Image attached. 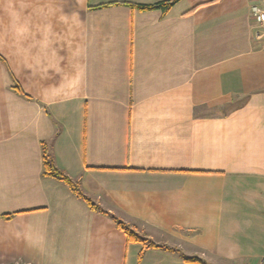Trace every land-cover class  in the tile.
I'll return each instance as SVG.
<instances>
[{
  "label": "crops",
  "instance_id": "obj_1",
  "mask_svg": "<svg viewBox=\"0 0 264 264\" xmlns=\"http://www.w3.org/2000/svg\"><path fill=\"white\" fill-rule=\"evenodd\" d=\"M167 1L0 0V264H264V0Z\"/></svg>",
  "mask_w": 264,
  "mask_h": 264
},
{
  "label": "trees",
  "instance_id": "obj_2",
  "mask_svg": "<svg viewBox=\"0 0 264 264\" xmlns=\"http://www.w3.org/2000/svg\"><path fill=\"white\" fill-rule=\"evenodd\" d=\"M176 1L178 0H169L167 2L158 3L155 6H136L138 9L141 10H147L152 9L154 7H160L163 11H167ZM134 6V5H130ZM18 93L20 92L19 87L16 85L14 88ZM43 175L49 176L51 178L56 179L57 181L63 183L77 198L81 199L83 202H85L87 205H89L93 209H97L98 207L87 197L83 194V192L79 189L77 184L73 183L70 178L63 173L62 171L56 169L53 165V162L51 158L46 154V152H43ZM115 220V223L117 227L121 228L125 234L127 235V239L129 241L134 242H141V243H147L149 247L154 246L157 247L155 244L151 242H147L146 239L142 238L141 236H138L135 232L127 228L125 225H123L120 221H118L116 218L113 217ZM183 261L189 263V264H206L201 259L197 257H185L182 256Z\"/></svg>",
  "mask_w": 264,
  "mask_h": 264
},
{
  "label": "built area",
  "instance_id": "obj_3",
  "mask_svg": "<svg viewBox=\"0 0 264 264\" xmlns=\"http://www.w3.org/2000/svg\"><path fill=\"white\" fill-rule=\"evenodd\" d=\"M250 18L254 25V38L264 49V2L250 6Z\"/></svg>",
  "mask_w": 264,
  "mask_h": 264
}]
</instances>
